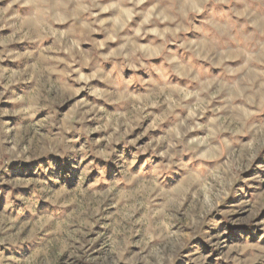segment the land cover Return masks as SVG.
<instances>
[{"label":"rangeland","instance_id":"1","mask_svg":"<svg viewBox=\"0 0 264 264\" xmlns=\"http://www.w3.org/2000/svg\"><path fill=\"white\" fill-rule=\"evenodd\" d=\"M0 264H264V0H0Z\"/></svg>","mask_w":264,"mask_h":264}]
</instances>
